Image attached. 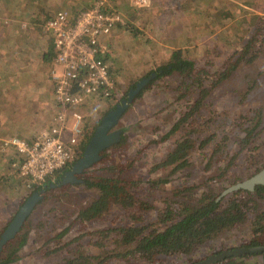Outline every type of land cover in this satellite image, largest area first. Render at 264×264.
<instances>
[{
	"label": "rangeland",
	"instance_id": "1",
	"mask_svg": "<svg viewBox=\"0 0 264 264\" xmlns=\"http://www.w3.org/2000/svg\"><path fill=\"white\" fill-rule=\"evenodd\" d=\"M42 1L47 0H0V9L9 13L19 5L29 12L34 3ZM50 1L57 7L56 12H71L84 7L87 0ZM108 2L117 7L125 24L105 43L112 57L110 67L118 70L112 74L117 90L110 101L98 102L99 113L105 115L110 103H117L120 95L140 79L161 73L150 81L121 119L118 127L123 130V146L109 150L103 159L107 161L99 162L94 174H103V167H111L125 181L134 182L135 194L150 207L142 211L141 223L151 230L161 228L158 217L168 208L177 212L183 205L196 207L207 197L223 200L225 205L235 198H245L244 192L237 197L234 193L222 195L229 187L264 169V37L255 35L263 21L252 23L256 15L264 17V0H150L140 10L131 6L132 0ZM249 44L252 51L248 58L255 54L257 58L241 62ZM176 51H181L182 60L191 66L192 79L187 82L178 71L166 73ZM239 60L238 67L232 69L231 65ZM220 72L226 75L221 84L214 82L215 87L211 77L218 80L216 75ZM202 81L211 86L205 99L204 92L195 87ZM94 107L89 106L86 111ZM89 111L93 115L96 109ZM187 113L192 115L176 129ZM186 139L193 143L186 165L178 169L184 162L180 160L163 166L177 143ZM1 144L0 232L38 187L29 185L18 174L17 155L12 149L4 150ZM52 182L56 183V179ZM45 190L41 200L45 204L38 203L30 223L27 221L22 233L9 244L17 248L9 264H66L88 254H112L109 264H146L139 255L125 258L127 250L119 248L113 239L115 235L107 243L102 241L104 248L96 244L100 239L94 231L132 224L129 213L115 208L93 225H78L77 212L98 193L72 185L57 200L50 190ZM249 206V219L202 245L193 255L160 256L154 263L196 264L216 253L247 246L255 238V216L264 211V202L258 200ZM66 230L65 237L56 238ZM24 233L28 234L27 240L19 247Z\"/></svg>",
	"mask_w": 264,
	"mask_h": 264
},
{
	"label": "trees",
	"instance_id": "2",
	"mask_svg": "<svg viewBox=\"0 0 264 264\" xmlns=\"http://www.w3.org/2000/svg\"><path fill=\"white\" fill-rule=\"evenodd\" d=\"M94 1L95 0H87L85 2L87 4L85 5L84 3V7H77V9H74L70 13H72L73 15H77L81 10L92 8L97 3L96 2L95 4H93ZM106 4V10L104 11L113 14H120L116 9L117 7L111 5V2L109 4L107 0ZM131 6L136 10L146 8L138 7L133 3H131ZM257 17L258 15H256L255 19L252 20L253 24L256 21L263 22L261 26L258 27L255 35L264 37V17ZM49 18V15H47L45 19H43L42 25H45L46 21L51 19ZM123 26L124 25L119 26L113 32V34L119 29H122ZM113 34L110 37L106 38L101 44L102 52L100 54V58L108 66H110V60L112 59V57L108 54L105 43L113 36ZM250 44L244 50V53L241 56V62L242 60H244V63H249L252 59L257 58V54L248 58V56L251 55L250 52L252 51L250 50ZM181 57V51H176L173 54V63L170 65L171 69H169L170 67L166 68V73H173L174 71H178L180 72V75L182 76L184 82H187L192 79V73L189 71V68L191 66L188 61L182 60ZM239 64L240 60L235 64H232L231 68L235 69ZM109 68L111 74L118 71L116 69H111V67ZM54 69L55 65L51 70V78L52 71ZM225 75L226 74L222 72L217 74L216 77L218 78V80L214 76H212L211 78L215 80L213 81V83L217 81V83L221 84L222 78L225 77ZM204 84L205 81H202L199 84H195L196 88H199L202 92H204L202 93V99H205L207 97L206 92L209 91L208 88L211 87L209 85L207 87ZM214 86L216 87L215 83ZM189 113H187L177 123L176 129L180 128L185 122H187L188 118L192 115V113ZM122 136L121 142L112 149L123 146ZM191 148H193V143L190 139H186L181 143H177L176 148L169 153L167 161L162 165L171 166L176 164L180 160H184V162L180 163V166L178 167V169L182 168L187 163L186 157L191 151ZM107 152L104 153V156L108 155ZM106 161L107 160H103L104 163ZM70 169L71 167L58 172L54 177L48 179L46 183L38 185V187H36V189L33 191L35 193L40 192L44 190L45 186L57 184L62 180L65 173ZM101 170H104L105 173L95 175V171L93 168L79 177L84 182L82 184L83 186H85L87 189L95 190L98 194L90 204L79 209L75 217V223L78 225H93L102 218L109 216L115 208H119L121 209V211L129 213L133 220L132 224H116L105 229L94 231V234L100 239V242H97L96 244L100 248H104L105 243L102 244V241L104 242L108 240L111 235H115L113 239L118 244L119 248H125L127 250L123 255L125 258L139 255V258L143 259L146 264H155L154 262L160 256H173L176 254H182L185 256L193 255L202 245H205L209 241L218 237L227 229L231 230L233 227H237L240 224L244 223L247 219H249L248 210L251 209V207L249 206L250 204H256L258 200L264 202V186L261 185L256 186L253 193L249 191H239L234 193V196L236 197L239 195V193L242 192L246 193L247 196L245 198H235L233 200H230L227 205L224 204L223 200L219 202L218 199H211L210 197H207L203 198L196 207L183 205L177 212L168 208L163 214L158 217V220H160V222L162 223L161 228L151 230V228H149L148 226H144L141 223L142 220L140 218L143 217L142 211L148 210L150 207L146 203L142 202V200L139 199L135 194V191L133 190L134 182L125 181L122 178V174L115 171L111 167H103ZM53 179H56V183L52 182ZM72 185L73 184H68L64 187L57 188V191L60 190L61 192H57L56 189H52L50 191L55 196V199H57L66 191V189H68ZM47 188L50 189V187ZM49 189H46L45 191H48ZM54 190L56 191V194H54ZM41 202L42 201H40V203ZM43 203L45 204V202H42L41 204ZM255 220L257 224L254 231L255 238L246 247H258L264 245V211L255 216ZM28 222L30 223L29 219ZM24 229L25 228H22V231ZM22 231L16 236V238L22 233ZM67 233L68 231L66 230L65 232L57 235L56 238L61 239L65 237ZM27 236L28 234L24 233V239L22 238L23 240H20L21 242H19V246L23 245L26 242ZM7 246L2 253V257H4V259L2 258L1 262L3 264L11 263V257L12 255L16 254L17 251V248L15 249L10 245L8 247ZM110 258H112V254H107L106 257L94 256L90 254L79 255L78 258L67 261L66 264H109L108 261ZM214 264H264V253L255 255L248 254L240 257L226 258L225 260L218 261Z\"/></svg>",
	"mask_w": 264,
	"mask_h": 264
},
{
	"label": "built area",
	"instance_id": "3",
	"mask_svg": "<svg viewBox=\"0 0 264 264\" xmlns=\"http://www.w3.org/2000/svg\"><path fill=\"white\" fill-rule=\"evenodd\" d=\"M107 0L73 15L59 10L44 25L53 36L56 116L52 126L29 142L17 137L5 139L2 148L18 156L17 171L28 184L38 186L65 170L76 159L81 148L86 122V108L100 101H110L117 83L110 66L100 58L101 44L125 24L120 14L105 9ZM146 7L150 0H132Z\"/></svg>",
	"mask_w": 264,
	"mask_h": 264
},
{
	"label": "crops",
	"instance_id": "4",
	"mask_svg": "<svg viewBox=\"0 0 264 264\" xmlns=\"http://www.w3.org/2000/svg\"><path fill=\"white\" fill-rule=\"evenodd\" d=\"M31 9L27 12L19 5L9 13L0 9V140L17 137L31 142L52 126L56 116L51 78L55 50L42 17L49 10L45 17L53 18L57 7L47 0Z\"/></svg>",
	"mask_w": 264,
	"mask_h": 264
},
{
	"label": "water",
	"instance_id": "5",
	"mask_svg": "<svg viewBox=\"0 0 264 264\" xmlns=\"http://www.w3.org/2000/svg\"><path fill=\"white\" fill-rule=\"evenodd\" d=\"M155 77L156 74L152 75L150 79L140 82L136 90L130 91L128 99L123 100L122 103L116 106L114 110L109 111L102 118L99 127L97 128L94 136L91 138L82 157L72 166L68 172L65 173L62 180L58 182L57 185H52V188L64 187L68 184L82 183V180L79 179V176L83 175L85 171L90 170L96 164L101 162L104 158V153L121 142V135L123 131L118 129V126L122 117L132 104L135 96L138 95L143 90V88L147 86ZM260 185L264 186V169L256 173L250 179L229 187L224 191L222 196H228L239 191L254 192L256 186ZM42 198V194H33L24 203V205L14 217L13 221L2 233L0 236V258L8 243L15 239L17 234L22 229L24 223L28 220ZM261 253H264V246L252 248L241 247L226 250L220 254L212 255L207 259L202 260L198 264H214L218 261L225 260L226 258Z\"/></svg>",
	"mask_w": 264,
	"mask_h": 264
},
{
	"label": "flooded vegetation",
	"instance_id": "6",
	"mask_svg": "<svg viewBox=\"0 0 264 264\" xmlns=\"http://www.w3.org/2000/svg\"><path fill=\"white\" fill-rule=\"evenodd\" d=\"M161 73V71H159V72H157V73H152L149 77H147V78H142V79H140L139 81H137L135 84H133L132 86H130L129 87V89L127 88L126 89V91L124 92V94H121L120 95V98H118V100H117V103H115V101L113 100L111 103H110V110H108V112L109 111H111V110H114L115 108H116V106H118L120 103H122V101L123 100H125V99H128V95H129V93H130V91L131 90H136L137 89V87H138V84L140 83V82H142L143 80H148V79H150L151 78V76L152 75H154V74H156V77L159 75ZM155 77V78H156ZM154 78V79H155ZM152 82V81H151ZM148 86V85H147ZM147 86H145L144 88H143V90L138 94V95H136L135 96V98H134V100L137 98V97H139V95L140 96H142L143 95V91L145 90V88L147 87ZM134 100H133V102H134ZM132 102V103H133ZM115 103V104H114ZM92 105H94L95 107L92 109V110H90L89 111V109L85 112V114H86V122H85V125H84V135H83V137H82V139H81V148H80V150H79V153H78V155H77V157H76V159H75V161L69 166V167H67V168H72V166L82 157V155H83V153L85 152V150H86V148H87V146H88V144H89V142H90V140H91V138L94 136V134H95V132H96V130H97V128L99 127V125H100V123H101V121H102V118L108 113H106L105 115H102V114H100L99 113V111H98V103L97 104H92ZM91 105V106H92ZM90 106V107H91ZM96 109V111H95V113L93 114V115H90L89 113H88V111L89 112H91V111H94ZM127 112V111H126ZM93 118V119H92ZM123 118V117H122ZM118 129H119V127H118ZM123 131V130H122ZM123 133V132H122ZM122 136V135H121ZM115 147V146H114ZM113 148V147H112ZM111 148V149H112ZM110 150V149H109ZM109 150H107V151H109ZM106 151V152H107ZM104 159V158H103ZM99 164V163H98ZM98 164H96L94 167H96ZM93 167V168H94ZM93 168H91V169H93ZM90 169V170H91ZM88 171V170H87ZM87 171H85V173L87 172ZM82 176V175H81ZM80 177V176H79ZM80 179V178H79ZM80 180H82V179H80ZM84 182H83V180H82V183H76V184H73V185H81V186H83L82 184H83ZM47 187H50V189L49 188H47ZM45 188L46 189H49V190H52V189H57V188H59V187H56V188H52V185H50V186H45ZM43 191V190H42ZM42 191H40V192H36V193H39V194H42ZM253 193V192H252ZM31 197V196H30ZM30 197H27L26 199H25V201L23 202V204H21V207L24 205V203L30 198ZM39 205V204H38ZM36 206L35 207V209L33 210V212H32V214L30 215V217L37 211V209H38V207L39 206ZM85 206H87V205H82L81 206V208L82 207H85ZM21 207H20V209H21ZM19 209V210H20ZM19 212V211H18ZM260 214V213H259ZM258 214V215H259ZM257 216V215H256ZM29 217V218H30ZM28 218V219H29ZM14 219V218H13ZM13 219L7 224V225H5V228H3V231L2 232H0V236L2 235V233L7 229V227L10 225V223L13 221ZM28 221V220H27ZM26 221V222H27ZM24 223V225H23V227L22 228H25L26 227V224L27 223ZM22 231V229L20 230V232ZM19 232V233H20ZM18 233V234H19ZM17 234V235H18ZM16 238V237H15ZM14 240V239H13ZM12 240V241H13ZM11 241V242H12ZM11 242H9L8 244H10ZM261 246H264V245H261ZM20 247V246H19ZM246 247V246H245ZM241 248V247H240ZM246 248H252V247H246ZM16 253H17V251H16ZM220 253H222V252H220ZM220 253H216V254H220ZM215 254V255H216ZM2 258L4 259V257H2L1 256V258H0V263H1V260H2ZM13 260V259H12ZM201 262V261H200ZM196 264H198V263H196Z\"/></svg>",
	"mask_w": 264,
	"mask_h": 264
},
{
	"label": "clouds",
	"instance_id": "7",
	"mask_svg": "<svg viewBox=\"0 0 264 264\" xmlns=\"http://www.w3.org/2000/svg\"><path fill=\"white\" fill-rule=\"evenodd\" d=\"M113 77V76H112ZM114 78V77H113ZM115 80V79H114ZM117 83V82H116Z\"/></svg>",
	"mask_w": 264,
	"mask_h": 264
}]
</instances>
